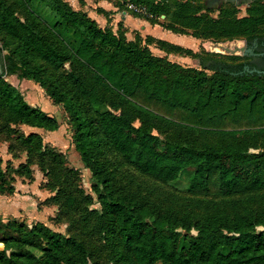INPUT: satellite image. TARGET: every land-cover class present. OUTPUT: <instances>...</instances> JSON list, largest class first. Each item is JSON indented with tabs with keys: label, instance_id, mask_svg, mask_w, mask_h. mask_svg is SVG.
<instances>
[{
	"label": "trees",
	"instance_id": "1",
	"mask_svg": "<svg viewBox=\"0 0 264 264\" xmlns=\"http://www.w3.org/2000/svg\"><path fill=\"white\" fill-rule=\"evenodd\" d=\"M134 1L156 18L170 14L168 0ZM37 3L49 16L36 11ZM203 8L179 2L172 20L197 37L264 35L263 2L241 16L234 6L216 17ZM0 39V141L13 155L26 154L18 165L7 159L3 166L0 157V194L15 192L17 176L33 178L36 163L70 228L0 216V264H99L101 247L104 264H264V73L242 72L240 62L211 75L183 66L65 0H0ZM14 73L63 106L101 209L89 208L92 198L63 152L40 132L18 128L52 131L60 122L7 79ZM135 174L165 183L187 175L185 188L204 210L164 202Z\"/></svg>",
	"mask_w": 264,
	"mask_h": 264
},
{
	"label": "rangeland",
	"instance_id": "2",
	"mask_svg": "<svg viewBox=\"0 0 264 264\" xmlns=\"http://www.w3.org/2000/svg\"><path fill=\"white\" fill-rule=\"evenodd\" d=\"M73 8L86 11L91 17L95 18L99 25L108 26L113 32L123 34L128 40H133L142 46L148 45L153 53L167 57L175 63L182 64L183 66H190L202 69L208 75L213 74V70L209 68H203L199 63V58L188 54L184 49L178 51L173 48L164 50L160 44L151 40V35L154 36L148 25H145L146 19L151 24L158 23L166 29L175 27L180 31H171L176 37L182 39L193 40L189 42L180 43V45L192 48L197 51L196 53L201 56H211L214 58H223L230 60L229 53L209 50L203 47V41L205 40H224L214 38H204L194 36L193 30L190 27H182L179 24H175L172 20L171 12L178 6L182 0H168L167 7L170 14L165 18L161 14L160 17H155L151 13L136 12L128 8V3L134 0H65ZM191 4H197L198 1H187ZM200 4V3H199ZM34 8L44 18L49 16L43 3H37ZM237 9V8H236ZM238 15H244L246 10L244 7L238 8ZM146 22V24L148 23ZM145 25V26H144ZM181 34V35H180ZM157 37V36H155ZM241 38V37H236ZM231 39V38H230ZM1 42V39H0ZM179 44V43H178ZM7 79L15 84L24 93L25 98L32 104L39 106L55 115L60 126L56 130H46L44 128L31 127L27 125H20L18 128L21 132L28 133L31 130L38 131L42 134L44 142L48 146H52L57 150L63 152L67 165L77 169L79 176V184L83 188L86 194H89L92 198V202L89 203V208L101 209V204L98 201L95 192L91 185V172L88 167L84 165L81 160L80 154L75 149L72 139L73 129L69 122L66 111L61 104H55L51 97L46 93L45 89L37 82L26 78H20L16 73L7 76ZM17 154L13 155L8 150V142L5 140L0 141V157L3 160L2 165L5 166L7 159H12L15 165H18L20 161L26 160V154L23 150L16 151ZM14 153V152H13ZM33 178H24L23 176H17L15 179V192L12 194H0V216L3 220L16 218L22 220L28 224L42 221L49 225L51 228L61 231L63 233H69V221L60 215L58 204L54 203L49 197L54 193L51 190L48 182L49 179L46 174L40 169L38 164H32ZM187 175H184L177 182L165 183L145 175L135 174V182H140L142 187L146 190H151L154 196L164 200V202H173L178 206L184 208H191L190 210H204V207L200 208L193 204L195 197L194 194L187 192L185 184L187 182ZM173 191L174 194L170 195ZM3 196V197H2ZM196 196V195H195ZM167 199V200H166ZM2 244L0 243V248ZM107 252L101 247L99 254V264H104L106 260Z\"/></svg>",
	"mask_w": 264,
	"mask_h": 264
},
{
	"label": "flooded vegetation",
	"instance_id": "3",
	"mask_svg": "<svg viewBox=\"0 0 264 264\" xmlns=\"http://www.w3.org/2000/svg\"><path fill=\"white\" fill-rule=\"evenodd\" d=\"M186 1H198L197 4L201 3L204 8L203 11L209 12L213 17L218 16L224 8L234 6L235 8H246L254 2L260 1L264 3V0H182ZM207 4H210L208 7ZM166 18V15H165ZM168 30H170L168 28ZM243 46V50H238L236 53L228 52L229 55H240L242 56L237 61H229L221 57L214 58L209 56L205 61H201L199 58V63L201 66H206V68H224L230 69L235 67L237 63H242V72H257L256 69H264V35L257 36L252 39L243 38L240 45L235 47ZM231 47V46H230ZM234 48V47H232ZM0 64L3 66L4 60L3 55L0 53Z\"/></svg>",
	"mask_w": 264,
	"mask_h": 264
},
{
	"label": "water",
	"instance_id": "4",
	"mask_svg": "<svg viewBox=\"0 0 264 264\" xmlns=\"http://www.w3.org/2000/svg\"><path fill=\"white\" fill-rule=\"evenodd\" d=\"M209 7L210 4H207ZM242 43V38H231L224 40H205L203 41V47L209 50L221 51V52H232L236 53L238 50H243V46L235 47L237 44L240 45ZM231 46V47H230ZM234 47V48H232ZM227 52V53H228ZM259 73H264V69H256ZM4 73V68L0 64V74Z\"/></svg>",
	"mask_w": 264,
	"mask_h": 264
},
{
	"label": "crops",
	"instance_id": "5",
	"mask_svg": "<svg viewBox=\"0 0 264 264\" xmlns=\"http://www.w3.org/2000/svg\"><path fill=\"white\" fill-rule=\"evenodd\" d=\"M163 16L165 14H162ZM161 16V15H160ZM140 20H144L145 22V25H148L149 26V29L151 31V33L154 35V36H157V37H161L163 39H166V40H169L171 42H174V43H185V42H189L192 43L193 40L191 41H188L189 39H182V38H179V37H176L171 31H169L168 29L164 28L162 25L158 24V23H155V24H151L150 22H148V20L146 19H141ZM146 22H148L146 24ZM144 25V26H145ZM181 35V34H180ZM3 197V196H2Z\"/></svg>",
	"mask_w": 264,
	"mask_h": 264
},
{
	"label": "built area",
	"instance_id": "6",
	"mask_svg": "<svg viewBox=\"0 0 264 264\" xmlns=\"http://www.w3.org/2000/svg\"><path fill=\"white\" fill-rule=\"evenodd\" d=\"M128 8L131 10H134L136 12H146V6L144 4H137V3H133V2H129L128 4Z\"/></svg>",
	"mask_w": 264,
	"mask_h": 264
}]
</instances>
